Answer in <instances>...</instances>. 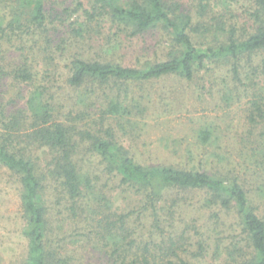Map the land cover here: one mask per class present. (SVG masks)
Listing matches in <instances>:
<instances>
[{"label":"trees","instance_id":"trees-1","mask_svg":"<svg viewBox=\"0 0 264 264\" xmlns=\"http://www.w3.org/2000/svg\"><path fill=\"white\" fill-rule=\"evenodd\" d=\"M241 2L244 9L236 17L233 8ZM0 4V42L10 43L13 38L20 42L16 52L9 53L18 52L20 59L0 63V166L19 185L23 233L28 240L23 264H77L64 252L63 240L50 233L45 197L51 183L62 192L63 200L69 201L68 212L83 216L92 229L105 264H186L177 250L181 241L191 239L188 228L177 234L163 231L160 224L163 219H173L177 206H181L179 193L193 191L204 194L206 207H218L237 218L243 237L226 248L223 264H264V220L256 215L240 176L210 173L193 166L143 165L116 142L110 127H104L108 118L117 121L130 117L133 109L139 108V101H128L130 87L136 83L168 76L191 82L205 63L224 62L230 65L233 81L242 84L240 69L246 70L243 63L255 59L261 65L252 66V73L259 75L261 67L264 76V0H88L87 8L81 2L79 9L66 7L60 12L56 0H0ZM80 9L83 21L75 18L69 24L75 42L101 38L108 24L115 35L121 33L131 39L159 30L170 46L164 60L145 63L141 68L73 54L65 65L66 83L77 96L66 99L64 120L57 121L58 99L55 101L46 86L35 85L38 73L23 42L26 38L44 40L42 54L49 61L47 66L56 72L59 65L54 54L59 52L60 57L65 49L57 45L55 51L51 50L54 35L45 32L46 26L49 22L62 24ZM21 84L32 85L26 97L14 90ZM251 97L247 121L251 130H258L251 150L262 158L264 81ZM230 99L229 95L224 97L227 102ZM20 100H24V106H20ZM97 100L102 103L98 121L82 125L80 122L91 117ZM211 136L208 129L198 132L203 144L211 142ZM88 154L98 159L108 177L118 180L122 193L135 196V209L119 214L112 211L113 200L96 185L101 176L92 172ZM261 180L257 190L263 194L264 174ZM169 199V206L163 208ZM131 220L151 222L154 229L148 241H139L142 237L135 235L128 224ZM198 235L194 256L204 258L208 239ZM220 248L217 242L214 256L219 255Z\"/></svg>","mask_w":264,"mask_h":264},{"label":"rangeland","instance_id":"rangeland-1","mask_svg":"<svg viewBox=\"0 0 264 264\" xmlns=\"http://www.w3.org/2000/svg\"><path fill=\"white\" fill-rule=\"evenodd\" d=\"M81 2L88 7V0H56L59 12L66 7L76 10L78 3ZM243 5L241 2L233 8L236 17L241 15ZM81 9L78 13H73L71 19H63L62 24L49 22L46 31L44 30L49 35H54L52 51H55L57 45L65 49L60 57L59 52L54 54L59 65L56 72L47 66L49 61L42 54L44 40L26 38L23 42L25 53L32 59L31 62L38 73L35 85L46 86L54 95L55 101L58 99L55 104L58 111L57 121L64 120L66 99L77 96L76 91L69 88L66 83L65 65L73 54L141 68L145 63L164 60L170 46L167 37L159 30L149 31L143 36L131 39L121 33L115 35V29H110L108 24L102 31L101 38H94L91 42L88 39L82 41L76 39L75 42L69 24L75 18L79 22L83 21L80 17ZM2 13L4 14V10ZM19 43L17 38H13L10 43L0 42V63L20 59L18 52L9 55L16 47H20ZM257 60L243 63L246 70L240 69L242 84L233 81L230 65L224 62L205 63L191 82L176 76H168L148 83L133 84L129 90L128 101L130 102L132 98L139 101V108L133 109L130 117L119 118L117 121L108 118L104 127H110L116 142L127 150L135 161L143 165L193 166L210 173L221 172L240 176V182L248 193L256 215L264 220V193L261 194L257 190L264 174L262 172L264 157L254 155L251 150L254 147L251 141L256 138L258 130H251V125L247 121L248 101L257 86H261L264 81L261 67L259 75H254L251 71L252 66L261 65V61ZM7 83L10 84L11 81L7 80ZM14 90L26 97L32 90V85H15ZM227 95L231 97L229 102L224 100ZM100 104L101 100H97L93 111L90 110L91 117L80 122L82 125L90 124L93 120L98 121ZM20 106H24V100H20ZM200 129L211 131V142L203 144L199 141ZM82 154L87 153L82 150ZM87 156L92 161L91 164L88 163L92 172L101 176L96 185L102 187V191L113 200L112 211L119 214L135 209V196L122 193L118 187V180L107 176L98 159L89 154ZM62 196V192L58 188L56 190L51 183L45 197L51 235L63 240L64 252L68 256H73L77 264H105V261L101 260V250L96 248L98 242L92 236V229L88 227L83 216L76 217L68 212L69 201L63 200ZM177 197L181 206H177L173 219H167L168 221L163 219L160 226L163 231L177 234L188 228L191 239L181 241V249L177 250L181 260L186 264H223L227 256L226 248L234 240L243 237L236 216L218 207H206L201 191L179 193ZM169 201L170 199L166 201L167 203L161 204L162 207L169 206ZM134 220L128 224L135 229V235L142 237L139 241H148L150 231L154 229L151 222L143 220L140 223ZM24 225L19 185L12 174L0 166V264L24 263L28 249V240L23 233ZM194 230L198 231L201 238L203 236L208 239L209 249L204 258L194 256L198 238ZM71 239L79 242H71ZM155 239L159 241V237ZM217 242L221 248L219 255L214 256ZM174 261L177 262L176 259Z\"/></svg>","mask_w":264,"mask_h":264}]
</instances>
